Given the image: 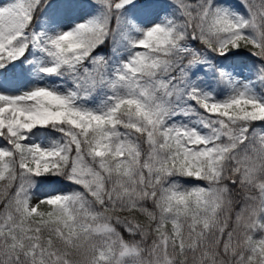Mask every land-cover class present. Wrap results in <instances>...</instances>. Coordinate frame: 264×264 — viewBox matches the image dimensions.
Wrapping results in <instances>:
<instances>
[{
  "label": "snow or ice",
  "instance_id": "6c2138e0",
  "mask_svg": "<svg viewBox=\"0 0 264 264\" xmlns=\"http://www.w3.org/2000/svg\"><path fill=\"white\" fill-rule=\"evenodd\" d=\"M0 264H264V0H0Z\"/></svg>",
  "mask_w": 264,
  "mask_h": 264
},
{
  "label": "rangeland",
  "instance_id": "374dc122",
  "mask_svg": "<svg viewBox=\"0 0 264 264\" xmlns=\"http://www.w3.org/2000/svg\"><path fill=\"white\" fill-rule=\"evenodd\" d=\"M57 187H62V186L58 185Z\"/></svg>",
  "mask_w": 264,
  "mask_h": 264
}]
</instances>
